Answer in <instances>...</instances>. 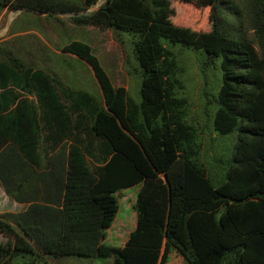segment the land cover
I'll use <instances>...</instances> for the list:
<instances>
[{"label":"trees","instance_id":"16d2710c","mask_svg":"<svg viewBox=\"0 0 264 264\" xmlns=\"http://www.w3.org/2000/svg\"><path fill=\"white\" fill-rule=\"evenodd\" d=\"M237 1L247 9L250 40L228 21L226 0H106L74 16L116 41L119 32L132 37L137 99L113 86L85 42L59 51L89 66L102 103L4 53L0 185L28 207L0 215L8 238L0 264H168L173 252L184 264H264V0ZM96 2L84 0L83 10ZM178 3L210 6L206 29L181 26ZM7 9L73 11L55 0H0V16ZM191 59L201 124L185 97ZM134 187L133 231L122 247L104 244L117 195Z\"/></svg>","mask_w":264,"mask_h":264},{"label":"rangeland","instance_id":"374dc122","mask_svg":"<svg viewBox=\"0 0 264 264\" xmlns=\"http://www.w3.org/2000/svg\"><path fill=\"white\" fill-rule=\"evenodd\" d=\"M55 1L60 2V4L65 3L73 11L52 15L38 14L25 9H7L2 12L0 16V59L5 58L4 53L11 52L13 56L23 59L32 67L50 72L68 88L89 92L97 102L102 103L100 88L89 66L59 51L64 44L75 40L82 41L92 47L94 54L108 73L113 86L126 88L129 95L137 99L139 73L131 58L132 37L124 32H119L121 36L119 42L116 41L109 29L79 26L72 22L74 16L88 15L96 11L106 0H97L95 5L86 10H83L84 0ZM222 6L229 7V13L228 11L224 13H228L227 19L231 24L236 25L235 29L240 28L239 30L245 34L247 39H252L247 9L243 3L237 0H226ZM209 8L210 6L200 8L194 3H178L176 10L182 15L179 24L197 31L205 30L208 25ZM236 13L238 19L234 18ZM185 69V97L189 103L191 117L196 118L201 124V122L203 123L201 108L204 100L201 96V79L198 76L195 61L193 59L188 61ZM88 162L92 168L93 164ZM2 189L3 187L0 186V215L16 214L19 207H16L13 200L2 193ZM137 191L138 188L134 187L123 190L117 195L118 213L112 226L106 232L104 244L122 247L128 234L133 231L136 223L133 206ZM7 240V237L0 234V243H5ZM108 262L63 259L51 261V264H107ZM19 263L20 261H17L13 264ZM168 264H184V261L173 252Z\"/></svg>","mask_w":264,"mask_h":264},{"label":"crops","instance_id":"0c3cea01","mask_svg":"<svg viewBox=\"0 0 264 264\" xmlns=\"http://www.w3.org/2000/svg\"><path fill=\"white\" fill-rule=\"evenodd\" d=\"M3 190L4 189H2V193L3 194H6ZM35 191H36V188H35ZM37 192H38V196L37 197L40 198L41 197V187L40 186H37ZM11 200H13V199H11ZM13 203H14V205H16V207H19V210L16 212V214L21 213V212H24L27 209V207H28V204H25V203H17L14 200H13Z\"/></svg>","mask_w":264,"mask_h":264}]
</instances>
